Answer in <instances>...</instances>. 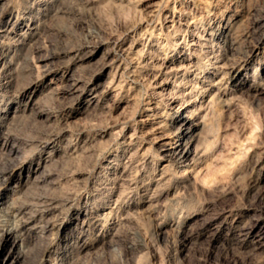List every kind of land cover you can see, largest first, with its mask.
I'll return each instance as SVG.
<instances>
[{"label": "rangeland", "instance_id": "1", "mask_svg": "<svg viewBox=\"0 0 264 264\" xmlns=\"http://www.w3.org/2000/svg\"><path fill=\"white\" fill-rule=\"evenodd\" d=\"M152 1L0 0V22L15 17L22 32L0 42V206L28 221L14 264H264V0L164 4L168 19L182 8L196 14L192 33L231 28L221 52L231 98L218 103L198 87L214 105L197 181L176 167L161 178V169H143L114 134L143 116L134 109L148 83L125 45L152 42L164 57L178 47L194 53L173 29L138 38L155 16ZM208 54L201 62L213 68ZM122 58L119 87L111 79ZM187 79L176 84L197 86Z\"/></svg>", "mask_w": 264, "mask_h": 264}, {"label": "bare ground", "instance_id": "2", "mask_svg": "<svg viewBox=\"0 0 264 264\" xmlns=\"http://www.w3.org/2000/svg\"><path fill=\"white\" fill-rule=\"evenodd\" d=\"M177 1L179 0H174V7ZM166 2L168 0H153L149 3L148 6H151L152 13L154 12V15L159 16L162 20H160V26L154 23L155 16L147 20V27L144 32H139L140 36L138 38L141 39L143 34L148 33V30H151L149 35L152 36L155 29H160V35L165 31L173 29L175 32L180 33L183 38L190 39L189 48H193L194 53L192 54L190 49L186 52L183 48L178 47L172 56L164 57L159 56L154 51L155 45L152 42L140 43V41L133 40L131 42L129 41L128 45H125L122 52L135 56L132 57L137 59L134 71L142 72L148 83L146 86V94H142L143 96L138 100L137 107L134 109L135 114H137L136 112H140L143 113V116L137 118L133 126L128 122L123 124L122 128L120 127L121 129L114 130V134L118 139H122L127 149H135L132 153L140 155L141 159L146 162L147 165L143 169H146L148 165L150 167L151 164L153 169H161L159 176L161 178L169 167H176V170L184 174V177H193L197 181L199 178L196 179V177L198 174H201L200 171L203 168H201L203 151L201 150L202 147H200V136L201 132L207 127V115H210L207 106L210 100H212V97H215L218 103H227L229 98H231L230 94L234 91V88H229L230 86L227 83L225 84L229 72L224 69L226 61L223 60L221 53L224 49L227 50L225 42L231 28L224 24L219 27L218 31L211 32V35L196 31L192 33V28L197 25L196 14H191L192 11L190 12L182 8L179 14H176L172 10L171 16L168 19L166 17L168 12L165 15L163 12ZM164 17L167 18L165 22ZM18 21L19 19L10 16L0 22V42L4 43L7 38L12 40L20 37L22 32L20 34L16 30V25L20 22ZM222 39H224L223 43H221ZM233 43L235 42L231 41V44ZM204 51H209L208 56L211 64H214L213 68L206 67L201 62L200 57ZM6 54L7 51H1L0 60H3ZM125 63L127 64L122 58L115 66V74H113L111 79V84L114 86L120 87L125 85L121 81V75L119 74L118 76L117 74H122L127 69V66H124ZM240 73L242 71L238 70L236 75ZM184 78H188L187 80L198 78L197 86L193 82L189 83V81H184L186 86L181 89L176 83H181ZM246 78L247 74L245 73ZM139 81H130L129 89L136 88L140 83ZM82 82H76L78 89L82 88ZM198 87H200V91ZM210 90H213L212 97L201 100L198 98L199 92L204 96ZM92 93L95 95L97 93L96 89ZM188 95L191 97L189 98ZM216 102L215 104H217ZM183 110H187L188 112L182 113ZM174 111H178L179 114L175 117L170 116ZM7 143L9 142L7 141ZM9 147L13 153H18V149L14 145L9 144ZM151 157L154 158L153 161ZM126 175H128V171L125 167L120 174V178L123 180ZM113 183H116V181ZM119 200V196L116 195L110 204L111 210L115 206L117 207ZM2 202L4 201L2 200ZM2 207H4L3 204L0 206V264H14L17 258L16 252L23 238L22 234L26 231L25 227H27L28 221L20 219L23 216V211H6ZM107 213L109 214V212ZM51 264L59 263L54 262Z\"/></svg>", "mask_w": 264, "mask_h": 264}]
</instances>
